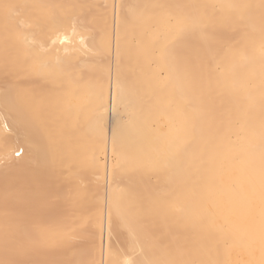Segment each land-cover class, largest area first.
I'll return each mask as SVG.
<instances>
[{
  "label": "bare ground",
  "instance_id": "1",
  "mask_svg": "<svg viewBox=\"0 0 264 264\" xmlns=\"http://www.w3.org/2000/svg\"><path fill=\"white\" fill-rule=\"evenodd\" d=\"M262 180L264 0H0V262L264 264Z\"/></svg>",
  "mask_w": 264,
  "mask_h": 264
},
{
  "label": "snow or ice",
  "instance_id": "2",
  "mask_svg": "<svg viewBox=\"0 0 264 264\" xmlns=\"http://www.w3.org/2000/svg\"><path fill=\"white\" fill-rule=\"evenodd\" d=\"M5 7H9L8 5H6ZM65 40L67 39V37L64 38ZM63 42V41H62ZM17 155H19V153H17ZM113 155L114 157H116L115 159V163H114V167H119L120 166V160H119V156L116 152V139L115 136L113 137ZM262 187H264V180H262ZM262 196H264V191H262ZM101 227H102V223H101ZM109 238L111 239V224L109 225ZM87 239V237H86ZM7 238L5 240V243L7 245ZM0 264H4V262H0ZM77 264H104V260L101 259L98 262L95 259L92 260H80L77 262ZM126 264H131V262H126ZM166 264H177V262H166Z\"/></svg>",
  "mask_w": 264,
  "mask_h": 264
}]
</instances>
